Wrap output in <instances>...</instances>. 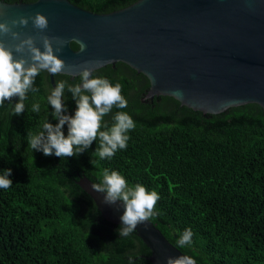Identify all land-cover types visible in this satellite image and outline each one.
Segmentation results:
<instances>
[{
	"label": "trees",
	"instance_id": "obj_1",
	"mask_svg": "<svg viewBox=\"0 0 264 264\" xmlns=\"http://www.w3.org/2000/svg\"><path fill=\"white\" fill-rule=\"evenodd\" d=\"M67 1L107 14L137 0ZM92 75L119 83L127 100V107L114 108L105 122L123 111L135 123L126 150L111 159L92 155L97 141L69 158L28 147L27 132L39 133L45 120L58 123L47 103L52 86L46 71L35 78L39 91L28 93L23 113L13 115L7 101L0 106V175L11 169L13 183L0 189V264H128L129 255L135 264H151L135 233L119 237V226L103 220L77 185L82 176L99 183L103 169L159 194L158 215L148 222L175 249L179 235L191 229V246L178 250L196 263L264 264V111L246 105L210 116L169 98L145 99L148 80L120 62ZM53 80L80 83L79 76ZM62 99L65 114L74 115L76 103L67 88ZM33 104L40 105L38 113L31 111Z\"/></svg>",
	"mask_w": 264,
	"mask_h": 264
},
{
	"label": "water",
	"instance_id": "obj_2",
	"mask_svg": "<svg viewBox=\"0 0 264 264\" xmlns=\"http://www.w3.org/2000/svg\"><path fill=\"white\" fill-rule=\"evenodd\" d=\"M36 12L48 18L43 33L31 20L13 31L22 38L47 35L69 42L75 38L87 45L80 52L73 41L77 49L69 43L56 53L66 64L60 75L79 76L86 62H99L88 65L93 72L120 62L148 80L145 99L169 98L210 116L246 105L264 111V0H137L107 14L83 10L67 0L0 1V22ZM2 39L6 45L19 43L10 35ZM37 46L43 51L39 39ZM48 76L54 88L53 75ZM77 185L103 220L121 225L124 209L119 201L105 204L104 194L93 190L86 177H80ZM134 233L149 250L151 264L185 255L148 221Z\"/></svg>",
	"mask_w": 264,
	"mask_h": 264
},
{
	"label": "clouds",
	"instance_id": "obj_3",
	"mask_svg": "<svg viewBox=\"0 0 264 264\" xmlns=\"http://www.w3.org/2000/svg\"><path fill=\"white\" fill-rule=\"evenodd\" d=\"M29 20L41 33L48 28V18L40 12L27 17L20 16L10 23L0 22V106L5 101L12 104L13 115H20L25 111L24 101L29 92L39 91L34 87V82L41 72L46 71L53 76L64 73L65 61L56 53L73 41L78 43L80 52L87 47L83 41L75 38L70 42L47 35L22 38L21 33L13 31L16 27H26ZM7 35L19 43L6 45L2 37ZM37 39L41 41L43 51L37 46ZM14 53L19 54V58ZM91 63L99 62H86L80 66V83L72 85L67 81H56L55 87L50 89L47 103L54 109L51 115L58 123L53 125L45 120L39 133L27 132L26 140L32 150L42 151L45 156L69 158L82 154L94 141H97V147L92 155L100 159H111L117 151L126 150L130 139L128 133L135 128L132 117L126 112L116 111L110 124L104 120L114 108L127 107V100L121 94L122 86L119 83L113 85L106 78L93 77V68L88 66ZM66 88L76 103L74 115L65 114L67 108L62 98ZM15 97L19 100L13 104ZM31 111L38 113L40 105L33 104ZM65 125L67 135L64 133ZM10 175L11 169H5L0 175V189L7 190L12 186ZM98 177L99 183L92 184L93 190L104 194L105 204L114 205L119 201L124 209L120 217L121 225L116 230L119 237H128L138 225L158 215L156 204L160 196L156 191H149L139 183L130 186L126 178L115 170L103 169ZM192 236L191 229H185L176 240L175 247L183 249L191 246ZM128 264H135L131 255L128 257ZM166 264H196V261L187 255H180L167 257Z\"/></svg>",
	"mask_w": 264,
	"mask_h": 264
}]
</instances>
